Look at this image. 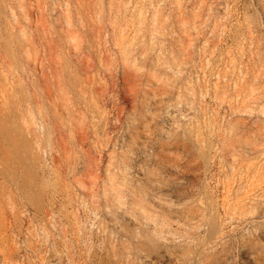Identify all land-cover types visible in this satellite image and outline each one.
Segmentation results:
<instances>
[{
    "label": "rangeland",
    "instance_id": "obj_1",
    "mask_svg": "<svg viewBox=\"0 0 264 264\" xmlns=\"http://www.w3.org/2000/svg\"><path fill=\"white\" fill-rule=\"evenodd\" d=\"M0 264H264V0H0Z\"/></svg>",
    "mask_w": 264,
    "mask_h": 264
}]
</instances>
